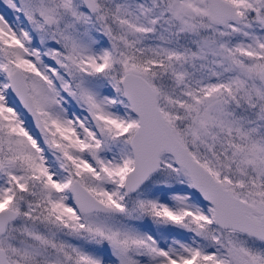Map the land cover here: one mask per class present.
Returning <instances> with one entry per match:
<instances>
[{
    "label": "snow or ice",
    "instance_id": "1",
    "mask_svg": "<svg viewBox=\"0 0 264 264\" xmlns=\"http://www.w3.org/2000/svg\"><path fill=\"white\" fill-rule=\"evenodd\" d=\"M0 264H264V0H0Z\"/></svg>",
    "mask_w": 264,
    "mask_h": 264
}]
</instances>
